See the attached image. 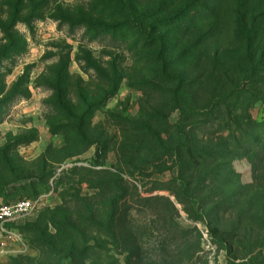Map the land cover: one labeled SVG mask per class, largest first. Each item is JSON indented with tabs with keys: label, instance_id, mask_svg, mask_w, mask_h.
<instances>
[{
	"label": "rangeland",
	"instance_id": "obj_1",
	"mask_svg": "<svg viewBox=\"0 0 264 264\" xmlns=\"http://www.w3.org/2000/svg\"><path fill=\"white\" fill-rule=\"evenodd\" d=\"M177 131L218 157L180 174ZM24 198L0 264H264V0H0V204Z\"/></svg>",
	"mask_w": 264,
	"mask_h": 264
},
{
	"label": "trees",
	"instance_id": "obj_2",
	"mask_svg": "<svg viewBox=\"0 0 264 264\" xmlns=\"http://www.w3.org/2000/svg\"><path fill=\"white\" fill-rule=\"evenodd\" d=\"M122 9L123 8H121V10ZM164 24H166V23L161 22L160 26H163ZM161 36L159 37V40L156 41L154 44H156V45L159 44L160 39H162ZM164 52L165 51L156 50L154 53V56H158V57L162 56ZM161 73L163 76L164 71L162 70ZM189 113L193 114L191 112H189ZM207 113H209V112H206V114ZM184 114H185V112L183 111L182 115H184ZM199 116H204V115L202 114ZM160 122H162V121H160ZM165 125H166V123H165V121H163V126H162V128H160L161 130H158V131L157 130L156 131L150 130L147 127H143L142 125L138 126V128H135V130H134V128H132L130 130L131 131L134 130L133 132L136 131L134 134L135 139L141 140L143 142H145V140H146L148 145H152L154 143L160 145V143L162 141V136H163L162 134H168L167 129L166 128L164 129ZM254 130H255V127L251 128L250 126H247V128H246V127H243L238 122H234L230 127L231 137H229V143H231V145H234V148L239 146L241 141L249 139L248 137L246 138V137L241 136V134L246 133L247 131L253 132ZM176 135L180 136V138H181L180 143H176V145H175V150L177 149L181 153L180 155L177 156L178 161H180V174H181V170H183L185 163L196 162L197 166H202V165L208 164V162L209 163L213 162L214 159H216V157H218V156H215V157L212 156L211 157V155H209L207 153L206 147L203 145H198L197 147L191 145V141H189L187 134H185V133L183 134V133L177 131ZM151 136L153 137L152 141L150 139ZM163 145L164 144H161L160 148H163ZM196 145H197V143H196ZM152 150L153 149L151 147L150 151L153 152ZM232 150H235V149L232 148ZM167 152L168 153L171 152V149H168L167 151L163 150L162 154H166ZM136 162L140 163V164H144V161L142 162L140 159Z\"/></svg>",
	"mask_w": 264,
	"mask_h": 264
},
{
	"label": "built area",
	"instance_id": "obj_3",
	"mask_svg": "<svg viewBox=\"0 0 264 264\" xmlns=\"http://www.w3.org/2000/svg\"><path fill=\"white\" fill-rule=\"evenodd\" d=\"M34 207V201L24 198L15 202L0 204V236L12 235V231L8 230V225L16 221L26 212Z\"/></svg>",
	"mask_w": 264,
	"mask_h": 264
},
{
	"label": "water",
	"instance_id": "obj_4",
	"mask_svg": "<svg viewBox=\"0 0 264 264\" xmlns=\"http://www.w3.org/2000/svg\"><path fill=\"white\" fill-rule=\"evenodd\" d=\"M99 150H100V147L97 148V151H96V153H95V157H96V158H98L99 155H100V151H99Z\"/></svg>",
	"mask_w": 264,
	"mask_h": 264
}]
</instances>
